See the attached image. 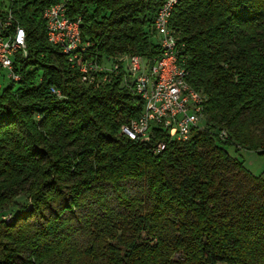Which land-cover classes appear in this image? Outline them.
I'll return each instance as SVG.
<instances>
[{"label":"trees","instance_id":"obj_1","mask_svg":"<svg viewBox=\"0 0 264 264\" xmlns=\"http://www.w3.org/2000/svg\"><path fill=\"white\" fill-rule=\"evenodd\" d=\"M0 1L27 42L0 88V264H264V174L227 151L264 157V0ZM169 3L203 121L184 142L131 140L144 102L124 59L162 56ZM59 4L80 22L74 63L49 40ZM88 62L121 76L82 84Z\"/></svg>","mask_w":264,"mask_h":264},{"label":"built area","instance_id":"obj_2","mask_svg":"<svg viewBox=\"0 0 264 264\" xmlns=\"http://www.w3.org/2000/svg\"><path fill=\"white\" fill-rule=\"evenodd\" d=\"M164 8L158 13L159 23L155 25V30L159 36L167 34L168 42H161L162 56L155 60L152 72L146 73V82L139 83V89L143 90L144 110L137 120L121 128L122 134L131 140L148 142L154 130L160 129L166 132L171 140L184 142L201 127L203 121L200 107H203L206 98L196 97V90L184 81V67L179 62L178 52H170V45L176 44V40L171 31L163 30V21L166 19ZM45 18L51 43L60 46L65 54L70 55V62L79 60V55L75 54V44L80 22L71 21L67 17L63 4L48 8ZM26 53L24 29L14 25L7 7L0 8V78L6 74L9 80H18L19 77L14 71L15 59L17 55ZM144 59L137 56L124 59L125 83L130 82V79H137L138 72H144ZM118 63L111 70L94 62L84 63L79 69L81 79L86 84L99 87L102 81L107 82L111 77L102 74L119 72ZM53 92L61 96L57 91ZM164 148L165 145L159 143L157 151Z\"/></svg>","mask_w":264,"mask_h":264},{"label":"rangeland","instance_id":"obj_3","mask_svg":"<svg viewBox=\"0 0 264 264\" xmlns=\"http://www.w3.org/2000/svg\"><path fill=\"white\" fill-rule=\"evenodd\" d=\"M4 2L5 1H0V8H4ZM160 36H155L151 40L155 43H160ZM120 72L122 71L119 69V72L115 76H111L109 81L100 83V86L109 84L113 81V79H116V77L121 76ZM7 75L5 74V77L0 78V88L2 89L8 84L9 79L6 77ZM117 80V79H116ZM81 83L84 84V82L81 79ZM89 85V84H88ZM96 87V86H95ZM227 151L230 153L231 156L242 160L245 164V167L255 176H260L264 174V157L259 155L258 153L250 150H240L239 152L236 151V148L231 146L227 148ZM10 216L8 213L5 214L4 219H9Z\"/></svg>","mask_w":264,"mask_h":264},{"label":"bare ground","instance_id":"obj_4","mask_svg":"<svg viewBox=\"0 0 264 264\" xmlns=\"http://www.w3.org/2000/svg\"><path fill=\"white\" fill-rule=\"evenodd\" d=\"M170 4L171 3L166 5L165 8H164V17H166V19H164V21H163V30L164 31H170L169 25H168L169 24L168 18H169V15H171V14H169V10H168V8L170 7ZM170 13H172V11H170ZM158 23H159V15L156 18L155 25H158ZM80 27L81 26H78V33H77L76 44H75V51H77L80 46L81 47L83 46L82 41H81ZM48 34H49V40L51 42V35H50L49 31H48ZM160 37H161V42H168V35L167 34H160ZM25 44L27 45L26 35H25ZM176 46H177L176 44H171L170 45V52H178ZM154 63H151L150 61L144 59L143 60V71L144 72H138L137 79H130V81L135 86L136 92L142 98V100H143V90L139 89V83H145L146 82V73H151L152 72V65ZM186 77H187V72L184 69V81H186ZM186 84H188L187 81H186ZM196 97L198 99H204V97L200 93H198L197 91H196ZM200 114H201V117H202V120H203V107H200Z\"/></svg>","mask_w":264,"mask_h":264}]
</instances>
